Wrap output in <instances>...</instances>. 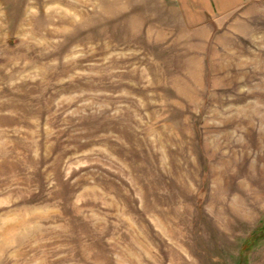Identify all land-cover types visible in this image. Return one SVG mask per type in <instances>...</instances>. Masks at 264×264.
<instances>
[{
    "label": "rangeland",
    "instance_id": "rangeland-1",
    "mask_svg": "<svg viewBox=\"0 0 264 264\" xmlns=\"http://www.w3.org/2000/svg\"><path fill=\"white\" fill-rule=\"evenodd\" d=\"M0 264H264V0H0Z\"/></svg>",
    "mask_w": 264,
    "mask_h": 264
},
{
    "label": "crops",
    "instance_id": "crops-1",
    "mask_svg": "<svg viewBox=\"0 0 264 264\" xmlns=\"http://www.w3.org/2000/svg\"><path fill=\"white\" fill-rule=\"evenodd\" d=\"M238 0H215L216 4H217V7L219 9H223V8H232L235 6V3L237 2Z\"/></svg>",
    "mask_w": 264,
    "mask_h": 264
}]
</instances>
